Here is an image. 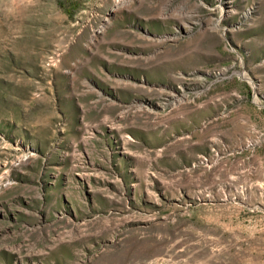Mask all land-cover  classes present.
<instances>
[{"label":"rangeland","instance_id":"obj_1","mask_svg":"<svg viewBox=\"0 0 264 264\" xmlns=\"http://www.w3.org/2000/svg\"><path fill=\"white\" fill-rule=\"evenodd\" d=\"M0 264H264V0H0Z\"/></svg>","mask_w":264,"mask_h":264}]
</instances>
